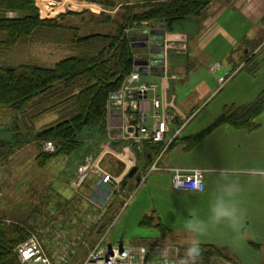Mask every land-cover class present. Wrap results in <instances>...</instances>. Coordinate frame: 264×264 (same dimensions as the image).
Segmentation results:
<instances>
[{"label":"crops","instance_id":"obj_1","mask_svg":"<svg viewBox=\"0 0 264 264\" xmlns=\"http://www.w3.org/2000/svg\"><path fill=\"white\" fill-rule=\"evenodd\" d=\"M46 1L49 0H37L36 4L38 7L39 2H44L46 5ZM50 1L54 4L58 3L57 9L60 13L87 11L90 14H97L92 8L97 6L90 0ZM116 1L122 3L121 0ZM126 1L138 2L139 0ZM44 17L53 16L46 15ZM156 36L154 35L153 38L157 41L154 43L150 41L147 45L149 47L148 53L145 52L149 55L147 65H140L145 70L150 65V71L146 74L145 71H141V73L151 77L148 81L159 84L166 105V112L173 118V128L181 125H184L185 128L194 118L196 111L205 105L219 86L223 85L227 79L235 77L238 73L236 71L244 68L247 62L254 59L255 54L264 46V0H212L201 15L178 22L172 30L164 31L163 35L158 36L157 39ZM142 54L144 53L138 54V60H142ZM165 54L166 62L161 65L160 58ZM151 55L154 60H152ZM214 63H218L219 66L212 69ZM142 79L144 80L143 76ZM221 79L223 81H220ZM117 97L116 95L111 102L107 115V128L111 130V141L107 145L111 148L99 146L95 154L96 160H94L99 161V165L113 177L124 180V176H128L129 169L127 170L122 160L116 159L114 151L117 152L130 144L126 136L131 130V120L123 117L121 111L113 105ZM247 103L249 102L225 104L223 108L229 105L238 106ZM150 110L151 107L148 103H139L138 111L149 112ZM220 113L214 114L211 123L206 127L192 130L182 136L180 133L177 137L181 141L172 148H169L170 144L167 146L163 144L159 165L164 168H199L205 170L204 190L201 192L183 191L180 198L188 211L192 209L189 205H185L184 197L194 203L196 202L199 207L201 205V212L205 216H207L209 202L214 191L216 174L224 170L230 171L241 181V191L237 198L239 207L244 213L241 228H249L253 223L254 225L257 224V221H264V117L259 120L255 119L257 127L252 130L238 129L222 124L206 134L192 148L186 149L184 143V139L198 134L210 126ZM132 115L133 113L130 112L129 116L132 117ZM148 123H150L149 118ZM168 137L169 135H167ZM140 145L142 147L139 152L144 146L143 144ZM175 148H179L180 153L169 154V151ZM130 150L135 157L133 150ZM103 161L106 163L103 164ZM107 161H112V163H107ZM138 172L141 175L140 182L137 183L134 176H128L123 187L125 193L133 195L137 188L148 183L156 192L160 189L170 190V173L168 171L162 170L169 175V181L164 179L167 176L165 173L153 175L148 180L150 174L161 171L148 172L142 167H138ZM75 174L76 171L73 175ZM158 176L164 180L162 184L159 183L158 178L156 179ZM96 182L97 176L91 173L81 189L76 191L78 196L73 198L68 190L60 189L57 186L56 190H53L58 194L57 203L54 201L55 199L45 196L48 202L45 206L47 211L41 217L36 214L34 201L27 202V207L22 208L19 203H15V200H11L8 206L5 203L0 207V215H2L0 217L8 222L25 221L38 231L46 250L54 253L68 252L74 257V253L83 250V241L86 238L82 240V236L90 237L88 244L92 248L93 241L91 238L93 236L98 237L94 240L96 242L99 235L104 236L105 232H101L100 229L103 230L104 225H107L106 229H108L119 216L117 211L112 221H105L108 205L115 203L118 205L117 210L120 208L122 210L129 204L128 202L123 207V195L117 193L107 199H102V189L97 186ZM31 198L34 199L33 196ZM44 201L42 200V202ZM52 204H57V206H52ZM69 204L74 205L72 212L68 210L70 209ZM2 211H5L7 215ZM142 213L138 225L154 229L156 233L140 237L137 245L173 244L168 235H180L177 230L172 229V224L159 210V206L155 204L150 207L146 206ZM146 218L147 221L143 222ZM158 225H161L164 230H161ZM70 235L77 236V242H73L72 238H69ZM191 239L188 236L181 238L182 241L187 240L188 242ZM165 241L169 242L166 243ZM237 241L241 243V240L237 239ZM104 242L111 244L106 239ZM199 243L200 249L202 245H212L224 254V256H215L213 259L220 258L229 260L234 264L238 263L233 259V256L223 250L222 246L226 241L214 240L205 236L200 239ZM182 249L184 250V247ZM73 257L71 259H74ZM83 259L84 257L79 264ZM242 260L243 258H241ZM263 260L264 258H261L259 263L261 264ZM67 263L72 264L73 262L69 259Z\"/></svg>","mask_w":264,"mask_h":264},{"label":"trees","instance_id":"obj_2","mask_svg":"<svg viewBox=\"0 0 264 264\" xmlns=\"http://www.w3.org/2000/svg\"><path fill=\"white\" fill-rule=\"evenodd\" d=\"M211 1L127 2L120 6L115 17L102 12L96 16L90 14L88 21H82L84 27L94 23L104 28L110 25L109 30L98 32L90 29L87 34H82L80 26L65 22L70 17L81 20L87 11H67L44 17L36 0H0V52L15 48L24 38L69 43V49L74 51L52 67L34 63L0 65V109L20 112L31 104L34 109L42 108L38 113L54 110L59 114L56 121L45 125L34 135L40 149L37 155L39 166H44L53 156L77 151L88 141L83 138L84 134L92 130L99 131L98 135L105 132L111 102L126 76L135 69L138 54L146 52L145 48L134 46V34H142L143 31H133V28L142 23H154L157 29L153 34L162 36L164 31L172 30L176 23L201 15ZM103 4L114 7L111 2L105 1ZM263 111L264 90L252 102L225 106L210 126L184 139L186 149L192 148L222 124L252 130L257 127L256 117ZM18 130V125L14 124L10 139L0 137V163L7 160L15 146L23 143ZM46 141L53 142L54 152L41 150V143ZM179 141V137L174 138L169 148ZM140 144L144 145L141 152ZM162 146L163 143L132 142L131 149L137 166L147 170ZM127 179L128 176L122 182L123 187ZM146 221L147 218L143 222ZM158 227L164 230L161 225ZM33 231V227L25 221L8 222L0 217V264H21L15 248ZM215 256L224 254L212 245H202L197 260L207 262Z\"/></svg>","mask_w":264,"mask_h":264},{"label":"rangeland","instance_id":"obj_3","mask_svg":"<svg viewBox=\"0 0 264 264\" xmlns=\"http://www.w3.org/2000/svg\"><path fill=\"white\" fill-rule=\"evenodd\" d=\"M90 1H92L97 6L92 7L95 13L98 14L104 12L105 14L111 15L112 17H115L120 11V6L127 2L126 0H121L122 3H118L116 0ZM105 1L113 3L114 7H105L103 4ZM38 5L43 16H56L60 13V11L57 9L58 3L54 5L55 8H53V10H50V8H48L44 2H39ZM82 18L83 19L80 20V18L78 19L70 17L65 23L80 26V32L82 34H87L90 29L98 32L107 31L110 29V25L105 26L104 28L103 26H97L94 23L93 25L89 24V26L84 27L82 21H88L90 18V13H86L82 16ZM153 24L154 23H142L139 27L133 28V31H143L142 34H134V39L141 40L146 34L149 39L151 37L153 38L155 34L151 32H154V30L157 29V26ZM144 30H147L146 34ZM158 36H156V39ZM154 41L156 42L157 40ZM70 47L71 46L69 43L41 42L24 38L15 48L6 52H0V65L34 63L44 67H52L59 60L67 57L69 54L72 55L74 51L70 50ZM151 58L154 60L152 55ZM236 72L238 73L235 77L227 79L223 85L219 86L218 90H216V92L209 98L205 105L196 111L194 118L183 129L180 136L183 134L185 135L192 130L204 128L209 125L214 114H219L221 112L223 105L232 103L241 104L253 101L258 96V94L264 90V46L255 54L254 59L247 62L244 68L239 69ZM143 77L144 80L147 81L151 78L149 75H143ZM41 109V107L34 109V107H31V104H29L26 109L20 112L0 109V137L10 139L11 132H13L14 129V124H17L19 129L18 131L21 133L19 138L23 142L21 146H15L13 153L7 158V160L0 163V207H2L3 204L5 205V203L8 206L11 200H15V203H19L22 208H25L27 207V202L34 201L37 212L36 214L39 217H41V215L47 211V207L45 206L48 202L46 201L47 197L45 198V196L55 199L54 201L57 203L58 194L56 191H53L56 190L57 186L58 188L60 187V189L65 188L68 190L70 195H72V198L78 196L76 190L71 186V182L76 176V174L73 175L74 172L77 170V167L83 163L86 156H91L96 160L95 154L99 146L103 145V148H108L109 145H107V143L111 141V130L107 127L105 132L103 134L101 133V135H98L100 134L99 131L92 130L87 134H82L83 138H87L88 141L84 142L77 151L68 155L53 156L51 159L46 161L44 166L40 167L37 157V155L40 153V149L38 146V141H36L34 135L42 127L53 123L59 117L58 112L54 110L38 113ZM262 113V117L260 114V116L258 115L259 117H256V119H262L264 117V112ZM93 133L96 134L93 135ZM40 147L43 152L52 153L55 151V147L52 151H44L43 143H41ZM114 152L116 153V151ZM170 153H180V149H172L169 151V154ZM116 159L118 158L116 157ZM105 163L106 162L103 161V164ZM107 163H112V161H107ZM164 173L165 172L162 171L159 173H152L148 176V180L153 175H160ZM165 175L167 176H165L164 179L169 181V175L167 173H165ZM157 178L159 183L162 184L164 181L162 177L158 176L156 179ZM121 180L123 182L125 178L124 180ZM149 184L150 183L147 185H142L136 189L126 208H123L122 210L120 208L117 210V204L112 203L111 205H108V213L105 214L104 218L105 221H112L117 211L119 216L114 220L108 229H106L107 225H104L103 230L100 229L101 232H105L104 239H106L107 242L113 245L122 244L124 247L128 248L130 246L137 245L140 237L147 236L148 234H155L156 230L138 225V221L143 214V209L146 206L150 207L154 204L159 206V210L165 214L166 218L173 226L172 229L177 230V232L182 236H188L192 238L191 234L183 231L180 225L184 221L191 220L194 217L205 219V214L201 212V205L199 207L196 202L194 203L188 200L187 197H184L185 205H189L192 209L188 211L184 204L180 201L182 192H178L172 189V187H170L171 191H164L163 189H160L158 192H156L155 189L151 188ZM50 186L51 188H49ZM30 192H32L31 197L33 196L34 199L29 196ZM101 196L102 199H105V195H103V193ZM42 200L45 201L42 202ZM53 205L57 206V204H52V206ZM69 207L70 209L68 210L72 212L74 205L69 204ZM3 213L6 214L5 211ZM32 234H35L37 237L42 239L39 236L38 231L34 230ZM180 235L168 236L174 245H178L181 253L180 258L183 259L185 258L186 253L182 247L186 249L185 247H187L188 241H182V236ZM206 236L208 238L211 237L214 240H222L223 242L226 241L222 248L230 256H233V259L238 262L237 264H260V259L264 258V221H257V224L254 225L253 223L249 228L242 229L240 226V230L238 232H234L223 225L215 226L210 228ZM69 238H72L73 242H77L78 237L70 235ZM97 238L95 236L91 238L93 241V246L91 245L92 248L95 247L96 243L102 237L99 235V239L95 242L94 240ZM81 239L85 240L83 241V250H80L78 253H74V257L72 256L73 254L68 252L54 253L53 251L50 252L47 249L46 252L50 256L52 264H68L67 262L69 259L72 260V264H79L80 260L84 257L82 260L83 262L92 248L89 247L88 244L90 242L89 236H82ZM237 239L241 240V243L238 242ZM165 242L168 243L169 241ZM72 257L74 259H71ZM241 258H243L242 261Z\"/></svg>","mask_w":264,"mask_h":264},{"label":"built area","instance_id":"obj_4","mask_svg":"<svg viewBox=\"0 0 264 264\" xmlns=\"http://www.w3.org/2000/svg\"><path fill=\"white\" fill-rule=\"evenodd\" d=\"M52 3L50 0L46 1V6L50 10H53L55 5ZM154 40L155 38H148V44L150 41L154 43ZM160 60L161 65L165 64L166 54L162 55ZM218 66V63H214L212 69ZM149 71L150 65L146 67L145 74ZM142 76L143 73L137 71L135 67L124 79L120 90L117 92L118 97L113 102L123 117L131 120V130L126 136L130 144L115 153V156L126 165L127 170L137 165V160L130 150L132 142L143 143L146 141L148 143H163L167 146L180 135L184 128V125L173 128V118L166 112V105L159 84L154 81L143 80ZM141 102L148 103L151 110L149 112L138 111V105ZM130 112L133 113L132 117L129 116ZM148 118L150 123L147 124ZM167 135H169L168 138ZM53 149V142L46 141L43 144L44 151H52ZM162 151L160 150L155 156L147 169L148 172L168 171L171 187L178 192H201L204 190V169L164 168L159 165ZM91 173L97 176L96 184L102 189L105 199L115 193L123 194V207L127 205L132 194L125 193L121 179L113 177L102 169L99 161H95L91 156H86L83 163L77 167L76 176L71 182L72 188L79 191ZM104 241V236H102L81 264H185V259L180 258L181 253L178 245L156 244L150 246L139 244L126 248L123 245L107 244ZM15 252L21 264H52L42 241L34 234L19 243ZM196 264L234 263L226 259L216 258L207 262L197 260ZM261 264H264V260Z\"/></svg>","mask_w":264,"mask_h":264},{"label":"clouds","instance_id":"obj_5","mask_svg":"<svg viewBox=\"0 0 264 264\" xmlns=\"http://www.w3.org/2000/svg\"><path fill=\"white\" fill-rule=\"evenodd\" d=\"M214 185L206 218L194 217L180 225L183 231L192 236L186 247L185 264H196L200 239L208 234L210 228L223 225L238 232L243 222L244 213L237 199L241 191L240 179L224 170L216 174Z\"/></svg>","mask_w":264,"mask_h":264},{"label":"water","instance_id":"obj_6","mask_svg":"<svg viewBox=\"0 0 264 264\" xmlns=\"http://www.w3.org/2000/svg\"><path fill=\"white\" fill-rule=\"evenodd\" d=\"M151 33H154V32H151ZM147 45H148V36L145 35L141 40H137V39H134V46H137V47H141V48H145L146 49V52H147ZM148 54L144 52V54L141 55V58L142 60H138L136 62V70L137 71H145V69H142L140 67V65H147V59H148ZM129 177H135V180L137 181V183L140 182L141 180V175L140 173L138 172V166L137 165H134L133 167H131V169L128 171V174H127ZM200 252H201V249L200 247L197 249V257L200 255Z\"/></svg>","mask_w":264,"mask_h":264}]
</instances>
